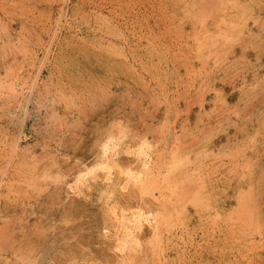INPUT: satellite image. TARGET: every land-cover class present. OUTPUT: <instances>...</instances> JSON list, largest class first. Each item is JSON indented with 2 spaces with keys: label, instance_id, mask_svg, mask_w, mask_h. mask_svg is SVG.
Here are the masks:
<instances>
[{
  "label": "rangeland",
  "instance_id": "obj_1",
  "mask_svg": "<svg viewBox=\"0 0 264 264\" xmlns=\"http://www.w3.org/2000/svg\"><path fill=\"white\" fill-rule=\"evenodd\" d=\"M0 264H264V0H0Z\"/></svg>",
  "mask_w": 264,
  "mask_h": 264
},
{
  "label": "bare ground",
  "instance_id": "obj_2",
  "mask_svg": "<svg viewBox=\"0 0 264 264\" xmlns=\"http://www.w3.org/2000/svg\"><path fill=\"white\" fill-rule=\"evenodd\" d=\"M85 176H86V174L80 176L78 180H79V181H83V179H85ZM139 218H142V217L140 216ZM138 220H139V219H138ZM136 221H137V219H136ZM137 222L139 223L138 225H139V227H140V225L142 224V223H141V222H142V219H140V220L137 221ZM136 225H137V224H136ZM138 225H137V226H138ZM142 226H143V225H142ZM136 237H137V236H136ZM134 238H135V237H134Z\"/></svg>",
  "mask_w": 264,
  "mask_h": 264
}]
</instances>
